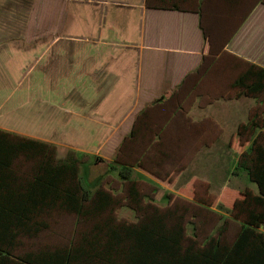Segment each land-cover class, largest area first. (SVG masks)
<instances>
[{"label": "crops", "instance_id": "crops-1", "mask_svg": "<svg viewBox=\"0 0 264 264\" xmlns=\"http://www.w3.org/2000/svg\"><path fill=\"white\" fill-rule=\"evenodd\" d=\"M56 2L62 11L56 9L54 28H47L46 13L33 18L26 5L23 13L0 12V53L9 61L14 49L31 54L24 57L29 85L9 95L0 129L56 146L67 139L80 156H102L112 171L132 166V182L120 177V183L128 191L134 183L144 206L166 210L169 226L182 224L185 246L203 247L213 237L233 244L248 222L242 208H255L244 204L247 192L259 194L257 182L237 166L264 130L248 125L264 110V91L234 83L253 65L264 69V0H188L182 9L147 0ZM88 2L106 13L111 3L134 7L132 21L129 14L109 15V24L122 25L119 44H108L102 32L91 39L63 30L71 15L73 28L81 17L90 22L76 12ZM31 21L39 28H22ZM113 60L125 66L116 68ZM59 84L82 88L68 102ZM246 100L247 120L233 125ZM102 134L103 143L94 146Z\"/></svg>", "mask_w": 264, "mask_h": 264}, {"label": "trees", "instance_id": "trees-1", "mask_svg": "<svg viewBox=\"0 0 264 264\" xmlns=\"http://www.w3.org/2000/svg\"><path fill=\"white\" fill-rule=\"evenodd\" d=\"M187 1L147 0L151 6L169 9H182ZM234 86L261 93L264 69L251 66ZM248 125L261 126L254 119ZM56 147L0 129V264H264V232L259 230L264 224V130L256 133L253 145L241 154L237 166L257 182L259 194L247 192L244 204L255 208H242L247 211L248 222L233 244L213 237L203 247L185 246L184 226H169L168 213L155 207L138 222L115 224V218L109 217L77 245L19 253L21 236H35L48 228L47 221L38 218L41 213L62 208L78 216L100 215L115 203L109 190L92 191L86 185L80 175L79 157L59 159ZM21 158L36 160L29 177L20 175L17 161ZM118 172L122 179L132 182V166L122 165ZM128 192L134 208H144L134 183Z\"/></svg>", "mask_w": 264, "mask_h": 264}, {"label": "rangeland", "instance_id": "rangeland-1", "mask_svg": "<svg viewBox=\"0 0 264 264\" xmlns=\"http://www.w3.org/2000/svg\"><path fill=\"white\" fill-rule=\"evenodd\" d=\"M16 0L15 2L12 0H0V12L6 9L9 12L17 11L20 13L26 12L23 8L24 5L31 8L32 13L34 12L35 17L36 14H40L42 11L43 14L46 13L48 19V27L54 28L55 18H56V9L59 8L60 12L62 11V6L58 5L56 0ZM89 1V0H86ZM129 1V0H125ZM12 2V3H11ZM31 2V3H30ZM41 2V3H40ZM71 9V5L68 6ZM109 13H106L101 9L98 5H93L91 3H80L76 12L83 15H89L91 20L90 22L85 23L84 20L89 19L86 16L81 17V20L78 22V26L76 25L73 28V20H71L72 15L68 20L65 19V26L63 28L64 31L71 32H85L83 35L86 37H90L91 39L97 38L98 35H101L102 38L111 39V42L108 44L117 45L120 42V39L123 35V28L121 24H118L115 21H112L109 24V15L113 14H129L131 17V21L134 18V7L124 5V4H109ZM26 9V8H25ZM27 10V9H26ZM28 11V10H27ZM64 14L69 13L68 11ZM72 13V12H71ZM86 18V19H85ZM108 19V21H107ZM30 23V24H29ZM29 24V25H28ZM38 21L26 22L25 25H22V28L27 27H37ZM133 24V23H132ZM28 25V26H27ZM53 25V26H52ZM20 27V26H19ZM85 30V31H82ZM21 38V37H19ZM25 41V38H22ZM21 40V41H22ZM15 44H18L15 41ZM2 44L0 43V50ZM137 55V53H135ZM13 56L12 60H8V56L6 52L1 51L0 53V116H6L5 111L7 109V99L14 90H20L29 85V79H27L26 75V66L29 62H25L24 57H30L31 54L19 52L14 49L11 53ZM135 55L127 61L126 66L129 68L131 65V61H134ZM28 61V60H27ZM113 66L116 68L124 67L125 64L122 65L119 61H112ZM11 68V69H10ZM40 69V66L38 67ZM25 77V78H24ZM28 83V84H27ZM54 89L55 86H51ZM81 89L82 86H78L76 84H65L58 85V89L62 90L68 97V102L72 101L76 91L74 89ZM251 102L249 101H241L237 108L240 109V114L237 118L234 117L233 125H236L238 121H246L247 120V111ZM235 106V103H233ZM259 116L254 118L256 122L261 125H264V110L260 113L257 111ZM228 115V113L226 114ZM6 117L0 120H5ZM230 117H225V126L231 124ZM262 127V126H261ZM264 128V127H263ZM232 132L225 134V137L231 136ZM63 137H66V134H63ZM104 134L95 138L94 146L98 144H102L104 141ZM71 139V135L69 136ZM63 144L58 145L57 148V158L65 159L67 157H79L80 163V175L83 178V181L89 186L92 191L102 188V189H110L115 197V203L108 211L100 214L94 215L91 213H87L84 216H78L76 213L66 211L62 208H53L51 210H47L40 214L38 217L41 220H45L48 223V228L41 231L39 234L35 236H21L20 237V245L18 247V252L23 253L26 251H37L40 249H55L58 247L77 245L82 242L85 236L90 235L93 232V228L96 224L104 223L109 217L115 218V224L121 223H131L138 222L142 220L145 215H150L153 212V206L151 204L144 206V208H134L132 201L128 198V189L123 186L119 179L118 171H112L109 167V164L105 162L102 156L95 158V156L89 155H79L77 151L68 147L65 144V140L61 139ZM227 142V141H225ZM231 158H229L228 162H230ZM113 163H118L116 160ZM20 175L25 177H29L32 175V172L36 166V160H26L21 158L17 161ZM117 166V165H116ZM113 172L112 176H109V172ZM111 172V173H112ZM114 176V177H113ZM119 176V177H118ZM117 178V179H115ZM124 180V179H123ZM161 209V208H159ZM162 210V209H161ZM162 212H166V210H162ZM169 222V220H168Z\"/></svg>", "mask_w": 264, "mask_h": 264}]
</instances>
